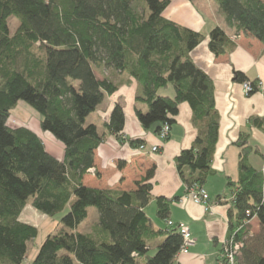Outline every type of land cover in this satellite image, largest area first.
<instances>
[{
  "label": "trees",
  "instance_id": "16d2710c",
  "mask_svg": "<svg viewBox=\"0 0 264 264\" xmlns=\"http://www.w3.org/2000/svg\"><path fill=\"white\" fill-rule=\"evenodd\" d=\"M213 1L229 26L264 44V0ZM169 3L0 0V264H23L28 243L38 235L36 226L19 220L28 202L50 218L65 212L56 224L55 231L59 229L47 234L28 264H74L73 257L80 264H175L183 236L179 224L170 220V225L167 219L177 198L156 197V214L166 221L164 228L154 227L144 210L153 197V168L131 191L82 182L105 136L95 124L86 123V117L105 94L119 87L109 78H98L99 68L124 72L139 83L141 93L135 100L145 103L147 110L135 108V115L143 128L158 124L157 134L164 125L170 128L179 105L187 103L198 135L176 157L178 174L187 187H203L211 172L219 129L214 86L191 58L205 35L168 19ZM13 18L18 22L14 30ZM207 37L215 56L235 46L219 26ZM234 77L241 83L247 80L238 71ZM250 82L252 92L258 90L257 81ZM169 85L173 96L158 92ZM19 101L39 115L41 131L63 145V158L48 152L30 128L11 122V110ZM249 122L264 129V117ZM124 124L123 107L116 103L104 126L121 140ZM141 142L131 140L132 145ZM235 145L240 151L239 175L236 180L227 178L229 228L223 239L232 236L243 242L235 264H264V176L249 162L250 154H263L246 133ZM215 199L220 202L223 197ZM199 205L204 212L213 208L210 198L207 206ZM90 207L96 208L98 221L89 233L79 232ZM253 218L260 229L250 235Z\"/></svg>",
  "mask_w": 264,
  "mask_h": 264
},
{
  "label": "crops",
  "instance_id": "0c3cea01",
  "mask_svg": "<svg viewBox=\"0 0 264 264\" xmlns=\"http://www.w3.org/2000/svg\"><path fill=\"white\" fill-rule=\"evenodd\" d=\"M213 13L217 16H212ZM165 16L205 35V39L192 50L191 58L213 82L215 106L219 115L218 139L211 172L202 185L213 208L204 212L199 204L192 202L187 195V186L176 168V157L181 150L189 148L198 135L191 108L187 103L180 104L167 137L160 138L156 132L158 124L143 128L138 121L135 108L146 111L147 106L135 100V96L141 93V87L124 72H111L101 68L96 70L98 78H109L118 83L119 87L114 93L105 94L95 111L86 117V123L95 124L105 136L94 152V171L88 169L82 182L98 189L131 191L136 188L135 182L153 168L149 179L153 197L144 209L146 215L154 227H166V221L156 214V197H175L179 200L171 203L167 220L187 226L194 239L193 244L188 245L184 252L178 253L175 264H219L222 239L229 228L230 191L226 183L227 178L236 180L239 175L240 151L235 142L241 134H248L249 143L263 154H250L249 162L261 170L264 176V129L249 122L251 118L264 117V44L229 26L213 0H170ZM215 26L221 27L235 43L231 51L220 56H215L208 48L207 35ZM237 71L243 73L249 81H260L261 88L248 95L244 94L241 82L234 77ZM158 92L173 96L170 85ZM116 103L122 105L125 113L122 141L109 133L104 126ZM30 129L42 139L48 152L59 159L63 158V145L51 134L42 132L39 125L38 128ZM131 140L142 141L145 148L139 150L141 143L132 145ZM153 146L158 150L150 152ZM219 195L223 199L217 202L215 198ZM19 220L33 226L38 225L22 218ZM83 223L84 221L77 227L78 231ZM249 224L250 235L257 234L260 229L258 220L253 218ZM85 230L84 233L90 232V228ZM39 246L35 249L34 256Z\"/></svg>",
  "mask_w": 264,
  "mask_h": 264
},
{
  "label": "rangeland",
  "instance_id": "374dc122",
  "mask_svg": "<svg viewBox=\"0 0 264 264\" xmlns=\"http://www.w3.org/2000/svg\"><path fill=\"white\" fill-rule=\"evenodd\" d=\"M212 16H217L215 13L212 14ZM17 20L15 18H13L11 20V29L14 30V27L17 25ZM11 122L17 124V125H24V126H28V127H36L38 128L39 125V117L36 113H34V110L28 106L25 102L23 101H19L17 103V105L11 110V118H10ZM155 206V203H154ZM35 208L32 206L31 202H28L25 206V208L23 209L20 217L23 220H27L31 223L34 224V222L36 224H38L36 227L38 229V235L35 239L31 240L28 243V252L26 255V258L23 262V264H28L30 263L33 258H34V254H35V249L38 247V245H41L42 241L45 239V237L47 236L48 233H50L51 231H55V227L56 224L59 220V218L65 213L59 214L57 216H55L54 218H50L47 217L39 212H37L36 210H34ZM68 209H66L65 211H67ZM149 212V211H147ZM97 210L95 207H90L88 208V213H87V217L84 220L83 225L81 226V228L79 229L80 232L84 233L86 230V228H91V226L94 224V222L97 221L98 216H97ZM19 217V219H21ZM251 221H249L250 223ZM60 227V226H59ZM58 227V229H59ZM57 229V230H58ZM56 230V231H57ZM55 231V232H56ZM250 233V230H249ZM192 240L194 241V239L192 238ZM193 244V243H191ZM190 245V244H189ZM155 252V247H153L150 250V254H153ZM239 255V254H238ZM74 264H80L74 257Z\"/></svg>",
  "mask_w": 264,
  "mask_h": 264
},
{
  "label": "built area",
  "instance_id": "2783aa9c",
  "mask_svg": "<svg viewBox=\"0 0 264 264\" xmlns=\"http://www.w3.org/2000/svg\"><path fill=\"white\" fill-rule=\"evenodd\" d=\"M242 90L244 94L248 95L252 93L253 91V85L250 81H243L241 83ZM256 88L260 89L261 88V82L257 81ZM169 131V125H164L163 129L159 133L160 138L164 139L167 137ZM139 150H143L145 148L144 144L139 145ZM158 148L156 146H153L150 149V152H155L157 151ZM89 171L93 172L94 168H90ZM187 195L192 197L193 201L198 203V204H205L207 206L208 201H209V196L205 189L199 185H193L191 187H187ZM168 224H172L170 220L167 221ZM178 230L183 236V246L180 250V252H184L186 250V247L193 243L192 237L190 230L187 226L183 224L177 225ZM243 246V242H235L233 240L232 236H229L228 238L223 239L222 241V249L221 253L219 255L220 259V264H235V256L239 254L240 248Z\"/></svg>",
  "mask_w": 264,
  "mask_h": 264
}]
</instances>
